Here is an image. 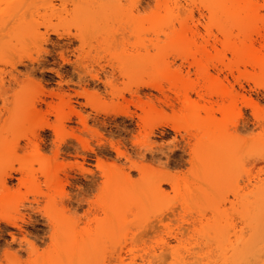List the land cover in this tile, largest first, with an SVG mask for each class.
I'll return each mask as SVG.
<instances>
[{"label":"rangeland","instance_id":"1","mask_svg":"<svg viewBox=\"0 0 264 264\" xmlns=\"http://www.w3.org/2000/svg\"><path fill=\"white\" fill-rule=\"evenodd\" d=\"M166 1L60 11L66 26L106 13L99 33H0V264L55 254L51 216L99 235L83 264H264V0H239L253 5L244 13L234 0ZM215 38L249 53L217 60ZM189 112L213 114L225 163H203L207 138L182 120ZM203 173L211 192L173 190ZM118 182L161 192L103 229ZM253 229L248 253L234 255Z\"/></svg>","mask_w":264,"mask_h":264},{"label":"bare ground","instance_id":"2","mask_svg":"<svg viewBox=\"0 0 264 264\" xmlns=\"http://www.w3.org/2000/svg\"><path fill=\"white\" fill-rule=\"evenodd\" d=\"M1 1H4V8L0 9V33L20 32L25 34H37L42 29L43 33L40 34H43V37L48 34L57 36L59 35V30L63 26H65V28L73 27L75 32L79 33H99L103 31L107 25L106 13L100 14L98 19L95 16H89L75 21L73 25L68 26L61 24L58 17L60 11L65 10L68 5H71L75 10L88 8L93 12L97 9L103 12L106 8V4L103 3L104 0H0V2ZM135 3L139 4L138 0H136ZM234 3L236 6L235 11L239 13H244L253 8V5L249 1L241 2L239 0H234ZM159 4H167V1L157 0V5ZM175 5L178 4L176 3ZM205 5L207 4H204V6ZM218 32L220 36L224 35L221 28H218ZM166 38L178 42L185 41L186 39L180 33L166 35ZM217 46H219V48H217ZM207 47L208 46H202L197 48L193 43L187 47L186 50L198 52L201 56H207L213 51L215 58L220 61L224 59L227 54L231 56L243 55L246 58L249 53L243 46L229 44L217 38H215L214 43L210 46L211 51H209ZM180 48V50H182L183 47L181 46ZM193 54L194 53H191V55ZM60 59L64 61L62 56H60ZM243 64L249 65L250 62H244ZM215 70L218 73L220 72L217 68H215ZM203 71L204 83L209 87L212 85V80L209 77V73L205 69ZM212 117L213 114L211 112H208L203 119L199 118L197 114L189 112L182 117V120L194 125L201 124L202 126L201 132H203L204 137L207 138V146L205 147L202 160L203 163L211 165L213 161L218 162V164H223L226 160L224 150L221 149V147H223V140L220 139L219 141L216 138V134L219 133L220 130L219 128H214ZM215 146L218 147L217 152L214 150ZM209 178L210 176L207 173H203L197 176L196 181L191 184H180L174 181L173 190L181 193L184 197H194L197 194L205 195L211 192V186L207 184ZM150 188L133 190L126 184H121L120 182L116 183L109 194L107 206H105L104 213L106 223L103 229L123 227L126 213L130 208L139 209L143 201H147L149 200L148 198H151V195L156 196L161 192L160 187ZM51 217L53 222H55V227H57L58 230H62L58 240L59 247L52 256L37 259L32 264H83L90 260L89 256H91V253L97 252L95 247L97 245V240H99V235L84 238L82 232H78L75 228L66 224L58 225V222L56 223L55 221V217ZM256 238L257 230H250L248 239L241 237L238 240L233 254L241 256L248 253L250 246H252ZM165 245L166 244H164V246ZM262 255L264 256V253ZM120 258L121 256L118 255L117 259L120 260L119 264L122 262ZM261 258L263 260V257ZM259 262H261V260Z\"/></svg>","mask_w":264,"mask_h":264}]
</instances>
